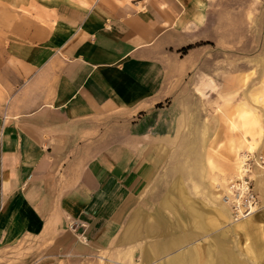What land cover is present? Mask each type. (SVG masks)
Masks as SVG:
<instances>
[{
    "label": "crops",
    "instance_id": "1",
    "mask_svg": "<svg viewBox=\"0 0 264 264\" xmlns=\"http://www.w3.org/2000/svg\"><path fill=\"white\" fill-rule=\"evenodd\" d=\"M200 4L55 0L18 17L0 7V264H185L182 165L168 141L175 97L206 50L194 43ZM74 218L82 225L68 229ZM217 248L190 246L189 264L214 262ZM220 251L233 264V238Z\"/></svg>",
    "mask_w": 264,
    "mask_h": 264
},
{
    "label": "rangeland",
    "instance_id": "2",
    "mask_svg": "<svg viewBox=\"0 0 264 264\" xmlns=\"http://www.w3.org/2000/svg\"><path fill=\"white\" fill-rule=\"evenodd\" d=\"M7 1L0 0V7L18 17L19 13L39 16V6L45 9L55 0ZM200 5L194 43L206 50L175 97L168 141L169 159L179 160L182 165L179 171L183 178L177 192L181 199L175 200L180 203V232L187 248L183 256L185 264H189L193 258L188 248L201 245L203 249L211 241L218 248L210 264H222L225 254H220V248L233 238V264H264V171L256 168L257 155L264 147V100L261 103L258 99L264 91L261 96H251L264 81L263 77L260 81L264 71V0H201ZM10 21L18 22L14 17ZM236 73L249 76L244 86L233 82ZM242 109L258 114L263 132L243 125L244 120L237 114ZM177 119L180 130L175 133ZM206 126L208 132L212 127L216 129L214 139L203 137ZM246 152L251 159L249 175L257 197V205L249 214L258 215L242 230L234 227L239 220L232 218L229 208L226 216L217 211L215 195L221 197L223 185L226 187V182L237 175L233 162L235 158L241 160ZM167 170L170 175L177 169ZM173 226L177 228L176 223ZM220 230L222 234L217 235ZM173 235L177 233L170 234ZM154 264H162L161 259Z\"/></svg>",
    "mask_w": 264,
    "mask_h": 264
},
{
    "label": "built area",
    "instance_id": "3",
    "mask_svg": "<svg viewBox=\"0 0 264 264\" xmlns=\"http://www.w3.org/2000/svg\"><path fill=\"white\" fill-rule=\"evenodd\" d=\"M257 156L258 164L260 166L263 165L264 154L261 153ZM250 161V157L246 154L242 160L243 170L241 171V176H234L228 181L229 190L222 194V197L227 202L232 218L236 220L248 215L257 205V197L249 175ZM78 225H82L81 221L74 218L69 221L67 228L74 230Z\"/></svg>",
    "mask_w": 264,
    "mask_h": 264
},
{
    "label": "bare ground",
    "instance_id": "4",
    "mask_svg": "<svg viewBox=\"0 0 264 264\" xmlns=\"http://www.w3.org/2000/svg\"><path fill=\"white\" fill-rule=\"evenodd\" d=\"M263 78H264V76H263ZM262 81V80H261ZM263 83H262V85L261 86H259L258 88V90H256V91H251L252 93H251V96L253 95V94H259L260 93V96H261V91L263 92L264 91V81H262ZM238 83L239 84H241V85H243L244 84V81H243V79L240 77V79H238ZM257 95H255V96H257ZM264 96V95H263ZM263 96H261V97H258V99L260 100V102L261 101H263L264 100V97ZM253 98V97H252ZM256 99V98H255ZM262 103V102H261ZM238 116L242 119V120H244L243 121V125L244 126H249V127H254V128H257L256 130H257V133H260V132H263V128L261 127V123H260V120H259V117H258V114L257 113H251L249 110H244V109H242L241 111H238ZM247 128V127H246ZM251 129V128H250ZM263 144H264V142H263ZM262 154H264V147L262 148ZM247 154V152L246 153H244L243 155H241V160L239 159V160H237L236 158H235V160H234V162H233V164H234V167H236V171H237V175L236 176H241V171L243 170V167H242V160L244 159V157H245V155ZM208 157V156H207ZM209 158V157H208ZM210 161V160H209ZM257 166H259V167H261V169L264 171V164L263 165H259V164H257L256 165V168H257ZM235 176V175H234ZM226 187L223 185V187H222V193H221V197H220V195L219 194H217L218 195V198H219V200H220V203L221 204H223L224 205V207L227 209V211H228V206H227V202H226V200L224 199V197H222V194L223 193H225V192H227L228 190H229V184H228V182H226ZM225 210V209H224ZM253 212V211H252ZM250 215V214H249ZM249 215H247V216H249ZM247 216H243L242 218H240V219H237L236 221H240L241 219H244V218H246ZM256 216V215H255Z\"/></svg>",
    "mask_w": 264,
    "mask_h": 264
},
{
    "label": "trees",
    "instance_id": "5",
    "mask_svg": "<svg viewBox=\"0 0 264 264\" xmlns=\"http://www.w3.org/2000/svg\"><path fill=\"white\" fill-rule=\"evenodd\" d=\"M191 44H187L186 46L184 47H181L180 50L183 51L186 47H189Z\"/></svg>",
    "mask_w": 264,
    "mask_h": 264
}]
</instances>
